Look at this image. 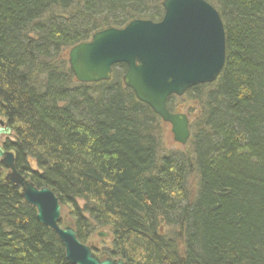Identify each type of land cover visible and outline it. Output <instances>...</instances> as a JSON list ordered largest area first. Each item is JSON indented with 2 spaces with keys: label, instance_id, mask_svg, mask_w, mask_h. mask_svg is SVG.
<instances>
[{
  "label": "trees",
  "instance_id": "trees-1",
  "mask_svg": "<svg viewBox=\"0 0 264 264\" xmlns=\"http://www.w3.org/2000/svg\"><path fill=\"white\" fill-rule=\"evenodd\" d=\"M163 0H0V118L19 173L48 187L78 238L123 264H264V0H206L222 20L212 83L170 96L190 137L160 155V119L121 82L78 83L68 51L158 21ZM180 104V105H179ZM0 163V264H69ZM65 215V214H64ZM109 237L99 249L93 236Z\"/></svg>",
  "mask_w": 264,
  "mask_h": 264
},
{
  "label": "water",
  "instance_id": "water-1",
  "mask_svg": "<svg viewBox=\"0 0 264 264\" xmlns=\"http://www.w3.org/2000/svg\"><path fill=\"white\" fill-rule=\"evenodd\" d=\"M162 7L159 21L133 19L123 28L93 33L91 39L69 49L68 64L76 80L85 83L109 80L112 67L125 64L124 85L169 124L174 141L185 144L188 117L169 112L166 99L216 79L225 62L224 26L217 10L206 0H163ZM10 133L6 121L0 118V136ZM0 160L10 169L6 179L22 187V197L36 208L37 220L57 234L71 264H123L120 259H98L77 240L73 227L60 228L56 196L19 175L13 154L1 144ZM99 235L107 237L105 232Z\"/></svg>",
  "mask_w": 264,
  "mask_h": 264
},
{
  "label": "bare ground",
  "instance_id": "bare-ground-1",
  "mask_svg": "<svg viewBox=\"0 0 264 264\" xmlns=\"http://www.w3.org/2000/svg\"><path fill=\"white\" fill-rule=\"evenodd\" d=\"M161 5H162V3H161ZM213 6V5H212ZM214 7V6H213ZM163 8V7H162ZM215 8V7H214ZM216 9V8H215ZM217 10V9H216ZM218 12V11H217ZM163 13H164V9H163ZM163 16V15H162ZM162 18V17H161ZM150 20V19H149ZM153 21V20H152ZM159 21V20H158ZM107 28H115V27H107ZM107 28H103V29H101V30H104V29H107ZM101 30H99V31H101ZM91 39V38H90ZM73 47V46H72ZM71 47V48H72ZM68 55V54H67ZM117 65H124L125 66V64H123V63H119V64H116V65H114V66H117ZM113 66V67H114ZM112 67V68H113ZM223 68V67H222ZM68 69L70 70V67H69V64H68ZM125 69H126V66H125ZM70 72H71V74H72V76L74 77V75H73V73H72V71L70 70ZM221 72V71H220ZM220 74V73H219ZM218 77V76H217ZM216 77V78H217ZM74 79H75V81H77L76 80V78L74 77ZM216 80V79H215ZM214 80V81H215ZM104 81V80H103ZM106 81H108V80H106ZM78 83H84V84H89V83H96V82H89V83H85V82H79V81H77ZM98 82H100V81H98ZM121 82H122V84L124 85V83H123V81H122V77H121ZM209 83H212V82H209ZM205 84V83H204ZM197 85H200V84H197ZM125 87H127L126 85H124ZM196 86V85H195ZM192 87H194V86H192ZM127 88H129V87H127ZM189 88H191V87H189ZM188 88V89H189ZM131 91H132V89L131 88H129ZM188 89H186V90H188ZM186 90L184 91V93L186 92ZM133 92V91H132ZM184 93L182 94V95H180V96H177V95H175V94H172V95H169L168 97H167V99L170 97V96H175V97H182L183 95H184ZM133 94H134V92H133ZM134 97H135V95H134ZM136 98V97H135ZM167 99H166V107H167V109L169 110V108H168V106H167ZM136 100H137V98H136ZM137 101H139V100H137ZM139 102H141V101H139ZM141 103H143V104H145L144 102H141ZM146 106H148L147 104H145ZM149 107V106H148ZM149 109L160 119V117H159V115H157L150 107H149ZM169 112H172V113H174L173 111H170L169 110ZM179 113H184L187 117H188V129H190L189 128V126H190V119H189V116H188V114H186L185 112H179ZM161 120V119H160ZM162 121V120H161ZM8 125V124H7ZM9 126V125H8ZM11 129V128H10ZM171 133V132H170ZM12 135H13V132H12V130H11V133L9 134V135H3V136H0V144H1V146L3 147V141L4 140H6V139H9V138H11L12 137ZM171 136H172V140H173V135L171 134ZM189 137H190V130H189V136H188V138H187V141H188V139H189ZM187 141H186V143H187ZM173 142L174 143H176V144H178L179 146H181L182 148L186 145V143L185 144H181V143H178V142H176V141H174L173 140ZM4 149V148H3ZM4 150H6V149H4ZM6 151H9V150H6ZM9 152H11L12 154H13V152L12 151H9ZM13 159H14V154H13ZM0 163L4 166V168H5V175H4V178H5V180L6 181H8L10 184H12V185H14V186H16L15 184H13V183H11L9 180H7L6 179V176H7V174L10 172V169H8V168H6L5 167V165L1 162V160H0ZM14 168H15V170L17 171V169H16V167H15V164H14ZM17 173L19 174V175H21L22 177H24V179L25 180H27V181H29V182H31L27 177H25L24 175H22L21 173H19L18 171H17ZM32 183V182H31ZM33 184V183H32ZM33 186L34 187H36V188H42V187H45V186H42V187H37V186H35L34 184H33ZM17 188H19L20 189V194H21V192H22V187H18V186H16ZM46 188H48V187H46ZM49 189V188H48ZM53 192V191H52ZM54 194V193H53ZM55 195V194H54ZM56 196V195H55ZM21 197H22V194H21ZM23 198V197H22ZM56 198H57V196H56ZM23 200H24V198H23ZM57 200H58V198H57ZM25 201V200H24ZM26 202V201H25ZM27 203V202H26ZM28 204V203H27ZM58 204H59V206H60V210H59V219H58V221H57V225L60 227V228H64V227H67V226H71V227H73L72 225H68V224H64L63 222H62V216L65 214V213H63L62 212V208H61V205H60V203H59V201H58ZM28 205H30V204H28ZM31 206H33V205H31ZM34 207V206H33ZM35 208V207H34ZM35 210H36V208H35ZM36 214H37V210H36ZM36 220H37V218H36ZM38 221V220H37ZM39 222V221H38ZM39 223H41V222H39ZM42 224V223H41ZM44 225V224H43ZM44 226H46V225H44ZM48 228H50L49 226H47ZM52 231H53V229L52 228H50ZM74 229V228H73ZM54 232V231H53ZM76 232V231H75ZM99 232H105V233H107V237H104V236H100L99 235ZM55 233V232H54ZM56 234V233H55ZM56 236H57V234H56ZM96 237L97 238H100V239H107L108 237H109V233L108 232H106V231H104V230H99V231H97L96 232ZM57 238H58V236H57ZM76 238H77V240L80 242V243H82L83 245H85V246H87L89 249H90V251L93 253V255L95 256V257H97L98 259H100V260H103V259H105V258H110V259H120V258H111V257H105V258H100L98 255H96L95 253H94V251L91 249V246L88 244V243H83L79 238H78V236H77V233H76ZM59 239V238H58ZM59 241L62 243V241L59 239ZM62 246H63V248H64V245H63V243H62ZM64 256H65V259L67 260V262L69 263V264H71L70 262H69V260L66 258V254H65V248H64ZM120 260H122V259H120ZM122 262H123V260H122Z\"/></svg>",
  "mask_w": 264,
  "mask_h": 264
},
{
  "label": "rangeland",
  "instance_id": "rangeland-1",
  "mask_svg": "<svg viewBox=\"0 0 264 264\" xmlns=\"http://www.w3.org/2000/svg\"><path fill=\"white\" fill-rule=\"evenodd\" d=\"M180 105V104H179ZM180 112H185L188 114L187 110L185 108H180ZM159 133H158V151L160 155H166L172 152H181L183 148L179 146L178 144L174 143L172 140V136L170 133V126L162 121L159 123ZM64 213V212H63ZM62 222L64 224L71 225V219L68 216V213L65 212V215L62 216ZM104 239H100L96 237V233L93 236V245L97 248L102 247V242Z\"/></svg>",
  "mask_w": 264,
  "mask_h": 264
}]
</instances>
